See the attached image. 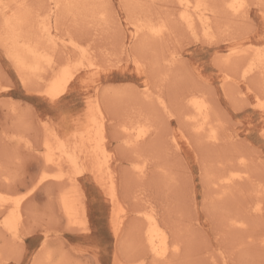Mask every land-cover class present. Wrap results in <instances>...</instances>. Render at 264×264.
Returning a JSON list of instances; mask_svg holds the SVG:
<instances>
[{
    "label": "rangeland",
    "instance_id": "374dc122",
    "mask_svg": "<svg viewBox=\"0 0 264 264\" xmlns=\"http://www.w3.org/2000/svg\"><path fill=\"white\" fill-rule=\"evenodd\" d=\"M7 1L23 14L21 34L27 36L50 15V0ZM205 2L212 9L210 41L180 21L176 0H66L51 13L54 33L90 50L100 67L79 73L57 99L43 92L53 71L19 68L6 48L10 42L0 39V195L11 205L19 198L23 203L17 231L4 225L11 205L0 209V264H264V114L254 104L264 96V79L258 73L241 79L244 58L225 63L232 45L264 49V0L250 2L239 19L222 0ZM139 21L165 22L169 32L136 36ZM69 47L54 49L57 65L77 59ZM192 95L210 103L218 140L196 134L188 122ZM93 101L107 116L126 214L119 239L109 198L91 173L78 177L74 189L81 226L60 201L72 192L71 182L48 178L38 185L43 170L57 171L45 160V140L53 144L54 135L78 130ZM127 123L149 128L136 147L124 143L120 126ZM139 161L146 164L144 175L134 170ZM238 167L246 177L223 186V176ZM150 209L178 246L165 261L154 259L144 243L139 213Z\"/></svg>",
    "mask_w": 264,
    "mask_h": 264
},
{
    "label": "bare ground",
    "instance_id": "6f19581e",
    "mask_svg": "<svg viewBox=\"0 0 264 264\" xmlns=\"http://www.w3.org/2000/svg\"><path fill=\"white\" fill-rule=\"evenodd\" d=\"M16 1L18 2V0ZM50 1V15H48V18L41 19L37 22V34H30L27 36L29 32L21 34V29H23L22 25L24 23L23 14H21L18 8L12 7L10 2L12 3L13 1L8 2L7 0H0V16L4 21L3 26L7 28V31L3 33L5 36L0 35V39L10 42L6 48L10 52L12 61L19 68L37 72L41 69L53 71L51 77L48 78V82L46 81L47 79L45 80L42 78L43 82L44 80L46 81V83H43L45 87L43 92L49 98L57 99L68 90L79 73L86 72L88 74H95L99 72L98 68L100 66L95 63L90 50L84 49L72 39L66 42L64 40L60 41V39L57 38V35L54 33L56 30L55 20L51 15L64 6L66 0ZM222 1L228 13L234 18L239 19L247 14L250 2L254 1L258 3L261 0ZM176 2L180 11V21L188 27L192 35L196 38H198V35H201L208 39V41L212 40L214 33L212 9L209 8L205 0H176ZM134 26V34L136 36L144 33L156 38H163L167 35V32H169L165 22L154 24L149 21H139L138 24ZM42 41L46 43L43 42L45 45L50 46V48H42L40 46V42ZM59 43L67 48L70 46L69 48L72 52L78 53L76 55L77 59L73 60L71 58L72 60L70 59L71 61L66 62L65 65H57L54 49ZM66 43L68 45H66ZM174 57L175 56L172 55L171 61L169 60L170 63L176 61ZM225 58V63L235 60L236 58H244V62L240 66L242 67L241 79L246 80L256 73H258L259 77L261 75L264 79V49L254 45H232ZM228 79L229 76L224 78L226 82H229ZM262 88L264 89V86H262ZM192 96L187 104L189 108L186 115L188 122L191 124L196 134L201 136L204 135L207 139L212 141L218 140L219 135L217 128L213 126V113L210 103L205 97ZM255 99V107L264 114V96H256ZM159 103L166 108L161 98ZM106 117L100 101L90 102L86 118L82 121L78 130L74 129V131H70L65 138L54 135L53 139H55V141L53 144L50 143L51 139L45 140V160L47 164L55 167L57 171L54 174H50L46 172V170H43L38 185L43 184L48 178L71 182L72 185H74L72 192H67L68 194L62 193L63 196H61L60 201L69 220L71 219L74 225L78 224L77 226H79L80 224L81 226L82 221L80 220L81 217L78 216L80 211L78 212L76 208L77 195L74 189L76 182H78L76 181L78 177L85 173H91L109 198L112 207L111 227L113 228L115 237L119 239L125 224L126 214L118 197L116 172L113 168L114 155L110 152L107 145L108 139L106 129L108 120ZM128 124L129 123L121 124L120 126L125 135L124 143L136 147L147 138L149 128L143 125ZM240 160L241 163H244L245 159L241 157ZM67 168H69L68 172H66ZM135 169L139 171V175H144L146 170L145 162L139 161V163L134 165V170ZM228 174V176H223L222 180L223 184H225L223 186L226 187L231 186L232 182H238L246 177V172L242 167L232 168L228 170ZM10 205V201L6 199L5 196L0 195V209ZM22 205V198L17 199L11 205L9 214L4 221L7 230H18L22 218ZM260 206V203L256 206L257 211L262 209ZM83 214L85 215V213ZM139 214H142L140 221L145 225L143 229V239L148 252L154 259L165 261L170 254L176 252L175 250L178 248L177 244H173L170 241L169 230L167 226L160 221L154 209L147 211L143 210L142 213ZM120 246L122 249V245ZM124 252L125 251L122 253ZM118 256L120 255L118 254Z\"/></svg>",
    "mask_w": 264,
    "mask_h": 264
}]
</instances>
